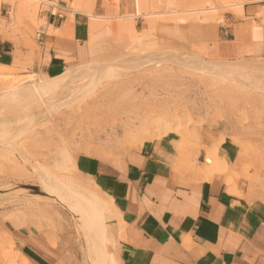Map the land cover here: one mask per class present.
<instances>
[{
  "label": "rangeland",
  "instance_id": "rangeland-1",
  "mask_svg": "<svg viewBox=\"0 0 264 264\" xmlns=\"http://www.w3.org/2000/svg\"><path fill=\"white\" fill-rule=\"evenodd\" d=\"M120 1L100 0L99 9L96 10L93 9L96 0L10 2L9 15H12L13 9L18 13L17 16L14 14L15 19H18L11 27L15 29L16 25L22 26V19H28L36 28L30 31L33 38L40 31L41 20L37 18L40 11L47 8L46 5L52 6L55 13L58 5L85 13L90 30L91 58L89 62L79 64L80 68L93 61L100 65H108L103 62L118 61L121 57L123 60L128 57L129 61L125 60L123 64L121 58L118 64H113L115 67L111 65L112 70L105 69L108 73H104L102 78L89 80L82 88L72 90L71 83L66 82L68 87L64 86L63 91L53 94L54 98L50 97L44 104L42 102L32 108L12 127L7 124L0 128V142L5 143V147L0 149V264L30 262L19 250L22 238L44 249L77 251L82 253L79 257L85 258V264H94L92 253L99 241H93L90 250L87 248V230L82 227L81 217L77 219L72 216L81 212L78 213L60 194L45 189L41 178L42 175H60V178H64L62 176L65 174L75 177V173L69 169V162L63 161L61 157L57 163L52 159L51 155L63 144L67 145V150L74 158L79 155L120 156L133 150L130 142L123 141V125L127 123L133 125L131 131H136L142 127L141 124L162 120L165 125L162 123L161 130L169 127L177 130L171 136L176 139L172 148L178 153L179 169L193 167L186 148L200 146L194 141L206 137L209 140L217 139L206 154V157H213V163L202 170L205 167L204 160L197 170H202L206 175L226 165L227 169L219 172L223 173L219 176L222 179L231 176L234 196H244L264 210V89L256 87L262 83H251L247 79L244 82L241 77H238L239 81H232L221 77V74L218 76L219 70L212 68L235 63L244 65V71L251 74H264V57L208 61L191 52L187 46L197 26L223 23L228 16L237 18L242 14L244 4L260 0H137L140 3L131 0L134 8L132 13H120ZM102 9L104 12L101 14ZM129 55L135 56L131 58ZM190 56L202 64L201 67L212 68L217 74L209 75L188 68L185 61ZM26 66H8L12 69L9 74L15 77L14 80L34 74V82L47 81ZM256 66L259 67L254 68ZM249 68H253L254 73ZM29 83L27 80L23 85ZM6 127H9L8 131ZM82 128L80 133L78 129ZM12 131L20 133L14 135ZM8 132H11V136L6 134ZM221 143L240 152L239 168L231 167L230 162L218 154ZM76 179L78 183L85 182ZM112 207L116 210L113 203ZM84 217L96 222L101 228L99 216L86 214ZM110 219L104 222L106 227L113 229L108 223ZM101 239L106 244L111 243L107 236ZM88 250L92 255H88Z\"/></svg>",
  "mask_w": 264,
  "mask_h": 264
},
{
  "label": "crops",
  "instance_id": "crops-1",
  "mask_svg": "<svg viewBox=\"0 0 264 264\" xmlns=\"http://www.w3.org/2000/svg\"><path fill=\"white\" fill-rule=\"evenodd\" d=\"M12 1L0 0V65H27L51 79L67 67L90 61L85 13L61 5L55 13L46 5L33 38L32 21L24 18L22 26L11 27L18 19L16 9L9 15ZM118 8L120 13L134 9L131 0H121ZM193 31L187 46L208 61L264 57V0L244 4L237 18L228 16L223 23H205ZM175 140L170 135L145 141L140 150L132 148L120 156L79 155L69 163L76 178L94 180L122 219L121 231L116 218L108 222L117 232L108 244L115 263L264 264V210L244 196H234L232 178L222 179L221 170L206 175L197 170L217 139L194 141L200 146L186 148L193 167L181 169L172 148ZM218 151L231 167L239 168L240 152L224 143ZM20 243V252L32 264H85L77 251L44 249L25 238Z\"/></svg>",
  "mask_w": 264,
  "mask_h": 264
},
{
  "label": "bare ground",
  "instance_id": "bare-ground-1",
  "mask_svg": "<svg viewBox=\"0 0 264 264\" xmlns=\"http://www.w3.org/2000/svg\"><path fill=\"white\" fill-rule=\"evenodd\" d=\"M140 1L138 2L137 0H135V3H140ZM204 2L206 3V1H204ZM224 2H228V1H224ZM201 4H203V2ZM203 5H202V7H203ZM190 6H192V5H190ZM138 9H139V5H137V10ZM125 55L127 56L128 54H125ZM129 56H131V58H132L135 55H133V56L129 55ZM136 57H138V56H136ZM121 58L123 60V57H121ZM120 59L118 58V61L115 59V61L114 60H109V61H104L103 62V63H107L108 65H104V64L100 65L99 63L93 61V62H90L87 65H85L83 68H80L78 65L75 66V67H67L62 74H60L57 77H54V78H51V79H47V81H45V82L44 81H42V82L41 81L40 82H34L35 81L34 74L25 75L26 76L25 78H19V79L14 80L15 77L12 76L11 74H9V72L12 69L10 67H8V66L0 65V105H2V107L0 108V128L5 127V125H7V124L10 125L9 127H12L13 125H15L19 120L22 119L23 116H26L25 113L29 112L32 108L38 106L42 102L44 104V102L47 101L48 98L50 99V97H52V95L55 94L56 92L61 91V90L63 91L64 90L63 89L64 86H66V82L67 83L68 82L71 83L70 87H72V88H70V89L76 90V88H82L83 84L85 85V83L89 82V80L97 79L98 77L102 78L105 75L104 73L107 72L106 71V70H108L107 68L112 70L111 69V65L115 64L116 62H117L116 64H118ZM186 59H187V61H185V63L188 66V68L190 67V68H193L195 70H198L200 72H203V73L209 74V75H215V74L218 73L217 74L218 76H219V74H221L220 75L221 77L228 78V79H230L232 81L238 80V77H241V79L242 78L244 79V82L248 80L251 83H256V82L262 83V85H256V87H262L264 89V74H260V73L259 74H257V73L256 74H251L248 71H247L248 72L247 73L246 71H244L245 70V66L244 65L235 64V63L234 64L233 63H231V64L227 63V64H224V65H219V67L218 66H213L212 67L213 70H215V69L219 70V71L216 70L217 73H215L214 71L211 70L212 68L205 69V68L201 67L202 64L198 63V61L193 60L192 56H190V57H188ZM125 60H126V57H124L123 61H121V60L120 61L123 64H125L124 63ZM127 60H128V57H127ZM127 60H126V62L129 61V60L128 61ZM132 60H130V61H132ZM258 67L259 66H256L254 68H258ZM249 69H251V68H249ZM254 70H256V69H254ZM251 71H253V68L251 69ZM123 73H125V72H123ZM253 73H254V71H253ZM105 79H106V77H105ZM27 80H29L30 83L27 84V85H25V84L23 85V83L26 82ZM91 83H93V82H90V84ZM88 85H87V87H88ZM66 87H68V86H66ZM86 88H83V89H86ZM77 93H78V91H77ZM69 94H70V92H69ZM82 94L84 95V93H82ZM70 96H71V94H70ZM52 98H54V97H52ZM59 98H61V97L59 96ZM53 102H55V101H53ZM62 102H65V101H62ZM48 103H49V101L47 102V104ZM55 103H57V101ZM55 103H53V104L56 106ZM71 103H72V101H71ZM53 104H51V105H53ZM101 104H103V103H101ZM4 105H6V106L3 107ZM63 105H65V104H63ZM63 105H62V107H63ZM45 106L48 107L47 105H45ZM67 107H69V106H67ZM73 112H75V111L73 110ZM68 113H69V110H68ZM35 114H39V113H35ZM41 114H43V113H41ZM64 116H67V114H65ZM35 117H36V115H35ZM141 118H142V116H141ZM166 119L164 120V121H166L165 123H167ZM168 121H170V119ZM134 122H135V120H134ZM143 123H145V122H143ZM162 123H163L162 120H161V122H153V123L148 124V125H147V122H146V124H141L142 127L140 129L136 130V131H131L130 127L133 126V125L130 124V123H127V124L123 125L124 126L123 130H125V135H124L125 139H123V141L125 140L126 142H130L131 143L130 145H131L132 148L140 150L142 145H143V143L145 141H154L156 139L168 138L170 135L176 134L178 132L177 130L175 131V130H173L170 127L161 130ZM81 124H83V123H81ZM163 125H165V124L163 123ZM55 126H57V125H55ZM9 127H6V130ZM33 128H35V127L33 126ZM99 128H101V127L99 126ZM116 128H118V127H116ZM83 129L84 128H82V130L78 129V131L79 132L83 131ZM102 130L103 129L101 128V131ZM19 131H18V133H20ZM61 131L63 132V130H61ZM64 131H65V129H64ZM12 132L14 133V135L18 134L17 131H16V133L14 131H12ZM10 133L11 132H8L6 134L9 135ZM53 135H56V134L54 133ZM10 136H11V134H10ZM6 137L9 138L8 136H6ZM63 145H61L60 147H58V149L55 150V154L53 153L51 155L53 161L56 162V163L60 162L59 157H61V158H63V161L66 160L69 163H74V157L71 156V153L69 152V150H67L68 149V147L66 148L67 145H64V146ZM4 147H5L4 141L0 142V149H2ZM58 152H60L62 154H57ZM205 161H206L204 163L205 167L203 165L204 168H202V170H205L206 168H208L207 165H209L210 163H213V157L212 156L211 157H206ZM225 166H223V168H219V169L217 167L213 171H210V172H215V171H219V170H221V171L222 170H226L227 168ZM39 174H40V172H39ZM49 174H50V172H49ZM41 175H42V172H41ZM59 176L54 177V176L51 175V177H49L48 175L47 176H43L42 175V178H41L42 181L41 182L44 185L45 189H47L48 191H51L54 194H60L69 205H71L72 207L76 208V211L78 213L81 212V214H79V215L78 214L77 215L72 214V216L74 218H77V217L80 218L81 217L82 227L85 230H87V231H85L86 232L85 240H86L87 245H88L87 248L90 250L89 246L92 248V246L90 244L94 243L93 241H95V240L99 241V243L97 242L98 243L97 245L96 244L94 245V246H96V250H95L96 252L94 251L92 253V254H94L93 255L94 258H92V259H94V264H116L115 263V259L108 252V244H106V241H104L105 243L102 242V239H101L102 237L106 238V236H107V239L109 240V238H110L111 240H109V241L111 242L113 240L114 236H115V232H116L115 229H114L115 227L113 229H111L109 227H106V223L104 222V220H107L108 218H116L118 220V224H117L118 227L117 228H118L119 231L122 230V222H121L122 219L120 220L118 212L112 207V200L109 197H107L106 195L102 194V192L99 190L98 186L95 184L94 180L91 179V178H88L85 182L78 183V180L75 177L71 176V175L65 174V175L62 176L64 178H60ZM226 182H230V179L226 178ZM34 203H36V202H34ZM29 206H31V205L29 204ZM86 214H93V215H96L97 217L99 216V220L101 221V228H99V226H98V224L96 222L92 221L89 218L84 217ZM105 218H107V219H105ZM116 219H115V221H116ZM77 229L79 230V228H77ZM78 236H79V234H78ZM83 239L84 238H82V240ZM79 242H80V240H79ZM7 246L5 245V247H7ZM82 252H83V250H82ZM92 254L90 252V254H88V255H92ZM17 256L19 257L20 255L17 253ZM84 261H86L85 258H84ZM17 264H31V263L26 260L25 262H20V263H17Z\"/></svg>",
  "mask_w": 264,
  "mask_h": 264
}]
</instances>
